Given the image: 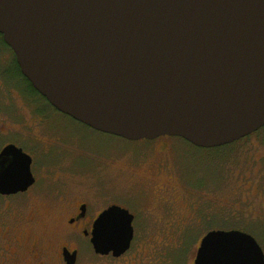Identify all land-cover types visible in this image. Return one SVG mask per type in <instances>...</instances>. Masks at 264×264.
<instances>
[{
	"label": "water",
	"instance_id": "95a60500",
	"mask_svg": "<svg viewBox=\"0 0 264 264\" xmlns=\"http://www.w3.org/2000/svg\"><path fill=\"white\" fill-rule=\"evenodd\" d=\"M0 34L52 107L99 132L211 149L264 126V0H0ZM31 161L14 144L0 151V194L34 183ZM133 218L102 210L94 251L123 254ZM193 262L264 264V252L213 229Z\"/></svg>",
	"mask_w": 264,
	"mask_h": 264
},
{
	"label": "rangeland",
	"instance_id": "374dc122",
	"mask_svg": "<svg viewBox=\"0 0 264 264\" xmlns=\"http://www.w3.org/2000/svg\"><path fill=\"white\" fill-rule=\"evenodd\" d=\"M35 109L34 115L20 109L22 123L11 106L1 110L0 145L11 141L35 153L32 169L39 177L21 197L24 202L2 204L3 256L11 251L18 264H55L66 240V206L77 198L88 200L91 211L110 203L129 210L135 216L134 247L144 262L154 257L160 264H194L200 239L213 229L245 231L264 252V126L230 144L203 149L179 137L130 141L102 133L39 96ZM6 115L14 121L1 124ZM156 166L162 175L155 176V185L168 187L162 195L137 180L154 175ZM5 226L21 244L6 241ZM78 241L86 252L87 242Z\"/></svg>",
	"mask_w": 264,
	"mask_h": 264
},
{
	"label": "flooded vegetation",
	"instance_id": "af4514ba",
	"mask_svg": "<svg viewBox=\"0 0 264 264\" xmlns=\"http://www.w3.org/2000/svg\"><path fill=\"white\" fill-rule=\"evenodd\" d=\"M26 80H27L26 77L20 71L14 52L5 43L2 35L0 34V92L2 93L0 94V96H3L2 101L5 104V108H6L4 109L2 106H0V116L3 115L1 113V110L7 111L9 110V106H11V108L13 109V115L18 117L19 122L21 123H22L21 121L22 112L20 111L21 108H24L27 111L28 113L27 115L29 114L34 115L36 110L35 109L36 97L34 91L32 90V88L34 89V87L28 80L27 81ZM18 101H21L22 103L19 105ZM37 112L40 113L41 117L43 118V120L41 118V121L44 122L45 114L43 113V111L41 109H38ZM6 120H11V119H9V116L6 115L5 119L2 120L1 124H3L4 121ZM21 128L24 129V126H21ZM8 144H14V143L9 141L1 144L2 146L0 145L1 146L0 151ZM14 145L16 147L21 148L16 144ZM21 149L23 150V148ZM162 149L163 148L161 147V150ZM27 154L30 155L32 159L31 171L35 179L34 183L30 187H28L27 190L24 192H18L15 194H0V264H18L15 257V253L10 251L9 252L10 256H3V250L5 253L7 251L6 248H3L2 246V242L4 240V222H3L4 214H3L2 204L4 201H8V200L21 202V203L24 202V199H21V197H24L31 190H33L35 184L39 179L38 175L35 174V172H33L32 169V165L36 162L35 153L31 152ZM155 169L157 170L154 171L155 173L154 175L145 174L144 177L137 180L141 182L147 181L148 184L150 185V190L152 191L153 195H156L154 194V188L158 189L159 191H162L159 194L162 195L164 194L165 191H168V187L167 188L165 187L163 189V186L159 188L158 184L157 186L155 185L156 184L154 183L156 181L155 176L162 175V168L160 166H156ZM113 204L117 205L116 203H110L106 207L100 208L99 210L91 211L88 200L77 198L71 204H68L66 206L68 209L67 210L68 213L67 215L65 214L63 219L65 224L64 236L66 237V240L58 246L57 258L55 264H160L157 263V261H153L154 257L148 258V261L145 262L143 261L142 257L140 256L141 255L140 250L138 251V248L136 249V247H134L135 228H133V238L129 248L120 256L115 257L112 255L111 252L103 255V254H98L94 251L92 244L90 242L93 222L96 219L97 215L102 210ZM82 206H84V209H82ZM134 219L135 216L133 220ZM8 220H10V218ZM8 220H6L5 223H9ZM132 225H133V221H132ZM8 229L9 227L7 228L5 226V233L7 232ZM7 233L8 234L5 236L7 242L12 243L13 245L22 243L18 241V237L17 238L14 237L13 231L12 232L8 231ZM78 238L79 239L82 238L87 242L89 249L86 252L82 250ZM134 249H136L135 252H132V250ZM88 253L91 254L92 256H90ZM129 253H135V254L137 253L136 258L133 259L131 257H128L127 255ZM42 264H45V262H42Z\"/></svg>",
	"mask_w": 264,
	"mask_h": 264
},
{
	"label": "trees",
	"instance_id": "16d2710c",
	"mask_svg": "<svg viewBox=\"0 0 264 264\" xmlns=\"http://www.w3.org/2000/svg\"><path fill=\"white\" fill-rule=\"evenodd\" d=\"M26 81H27V80H26ZM32 90L34 91V94H35V97H36V98H38V96H39L40 98H42L43 100H45V102L47 103L46 99H45L43 96H41L40 94H38V92H37L36 90H34L33 88H32ZM47 104L50 106L49 103H47Z\"/></svg>",
	"mask_w": 264,
	"mask_h": 264
}]
</instances>
